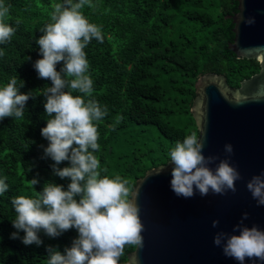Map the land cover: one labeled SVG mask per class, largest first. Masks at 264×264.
Returning a JSON list of instances; mask_svg holds the SVG:
<instances>
[{
	"label": "trees",
	"instance_id": "obj_1",
	"mask_svg": "<svg viewBox=\"0 0 264 264\" xmlns=\"http://www.w3.org/2000/svg\"><path fill=\"white\" fill-rule=\"evenodd\" d=\"M60 2L6 0L10 13L5 22L15 28V34L0 45L4 50L0 86L17 75L25 82L20 91L37 97L27 101L23 118L0 121V177H6L9 185L0 197V264H46L49 246L63 252L77 237L75 230L57 238L41 233L39 247L11 238L16 231L11 224L12 198H34L47 182L65 187L69 182L54 176L53 161L44 157L48 142L40 130L48 117L42 91L51 82L39 79L33 68L41 58L35 39L53 22L51 13ZM93 5L82 11L101 27L104 39L102 43L92 40L84 49L94 82L93 95L85 101L93 99L108 112L95 122L100 144L95 155L101 177L126 180L131 198L138 179L168 163L175 143L199 134L191 113L198 78L224 74L231 86L238 87L260 71V64L238 58L229 48L235 34L227 16L237 12L238 0H93ZM72 94L83 95L76 90ZM153 130L156 138L151 137ZM66 166L67 162L60 165ZM33 178L39 181L34 186L29 183ZM135 249L126 245L119 264H129L128 255Z\"/></svg>",
	"mask_w": 264,
	"mask_h": 264
},
{
	"label": "clouds",
	"instance_id": "obj_2",
	"mask_svg": "<svg viewBox=\"0 0 264 264\" xmlns=\"http://www.w3.org/2000/svg\"><path fill=\"white\" fill-rule=\"evenodd\" d=\"M93 0H61L51 13L52 23L42 29L35 39L40 59L33 68L39 79L48 80L51 86L43 88L46 126L40 135L48 144L44 157L53 161L52 174L67 186L47 182L35 197L16 196L11 199L15 218L11 221L16 230L12 239H21L25 246L43 244L41 233L57 238L69 230L77 237L63 252L49 246L46 264H119L125 246H143V224L139 208L129 198L127 181L117 176L113 179L101 177V163L96 152L100 149L99 133L95 122L107 116L106 106H101L91 97L94 82L89 74V61L84 49L92 40L103 42L100 26L91 23L83 14L85 7L92 8ZM10 5L0 0V45L10 41L15 28L6 23ZM243 21V17L241 18ZM247 24L254 20L248 19ZM4 55L0 48V57ZM62 62V63H61ZM57 65H61L57 71ZM71 77V79H68ZM25 82L17 75L0 86V121L5 118H23L26 104L34 99L33 92L22 93ZM76 90L83 95H73ZM36 90L35 92H38ZM204 136L196 133L185 136L170 150L171 190L177 197L191 198L196 193L201 197L235 193L236 182L242 177L229 160H221L215 167L210 165L218 159L203 154ZM230 157L231 144L224 146ZM64 162L68 166L60 167ZM6 177H0V197L9 191ZM33 186L39 181H29ZM247 189L257 206H264V171L253 176ZM248 218L244 214L233 232L238 235L218 232L215 246L222 248L225 257L238 264L246 260L264 264V230L257 226H245ZM219 225L218 220L212 227ZM23 236H20V233Z\"/></svg>",
	"mask_w": 264,
	"mask_h": 264
},
{
	"label": "water",
	"instance_id": "obj_3",
	"mask_svg": "<svg viewBox=\"0 0 264 264\" xmlns=\"http://www.w3.org/2000/svg\"><path fill=\"white\" fill-rule=\"evenodd\" d=\"M237 12L228 15L235 34L229 48L238 58L255 59L260 71L231 86L226 75L206 73L195 83L191 113L198 136H204L203 154L229 160L242 179L235 193L191 198L177 197L170 187L169 163L147 171L131 192L143 224V246L128 255L129 264H238L213 243L218 232H233L243 224L264 230V206L258 207L247 189L253 176L264 171V0H238ZM248 19L254 20L247 24ZM231 144L229 157L224 146ZM214 220L219 221L216 228ZM245 264H254L246 260ZM255 264H260L256 261Z\"/></svg>",
	"mask_w": 264,
	"mask_h": 264
},
{
	"label": "rangeland",
	"instance_id": "obj_4",
	"mask_svg": "<svg viewBox=\"0 0 264 264\" xmlns=\"http://www.w3.org/2000/svg\"><path fill=\"white\" fill-rule=\"evenodd\" d=\"M151 135H152L151 136L152 138H156L158 136L157 133H156V130H153ZM142 140H144V139H142Z\"/></svg>",
	"mask_w": 264,
	"mask_h": 264
}]
</instances>
